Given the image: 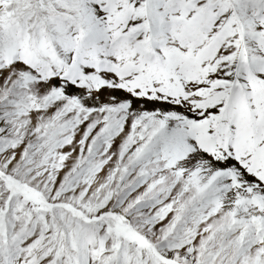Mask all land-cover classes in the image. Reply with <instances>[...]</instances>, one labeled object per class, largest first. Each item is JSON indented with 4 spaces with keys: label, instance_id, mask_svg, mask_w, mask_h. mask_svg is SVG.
<instances>
[{
    "label": "snow or ice",
    "instance_id": "6c2138e0",
    "mask_svg": "<svg viewBox=\"0 0 264 264\" xmlns=\"http://www.w3.org/2000/svg\"><path fill=\"white\" fill-rule=\"evenodd\" d=\"M0 264H264V0H0Z\"/></svg>",
    "mask_w": 264,
    "mask_h": 264
}]
</instances>
